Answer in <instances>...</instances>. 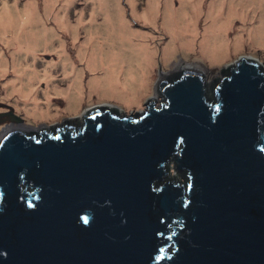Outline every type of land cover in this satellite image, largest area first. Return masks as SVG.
Masks as SVG:
<instances>
[{"label":"water","instance_id":"1","mask_svg":"<svg viewBox=\"0 0 264 264\" xmlns=\"http://www.w3.org/2000/svg\"><path fill=\"white\" fill-rule=\"evenodd\" d=\"M183 65L145 112L8 128L0 264H264V68Z\"/></svg>","mask_w":264,"mask_h":264},{"label":"rangeland","instance_id":"2","mask_svg":"<svg viewBox=\"0 0 264 264\" xmlns=\"http://www.w3.org/2000/svg\"><path fill=\"white\" fill-rule=\"evenodd\" d=\"M148 1L135 0L132 7L130 0H58L54 5H51V0H0V70H4V73L0 72V100L13 106L7 112H0L1 127L10 121L14 126L29 125L35 129L49 128L55 124L61 126L60 121L70 118L80 108H91L96 104H104L111 109L145 112L147 101L155 98L158 103L163 97L156 93L160 69L166 75L174 74L180 71L175 68L179 62L199 63L204 69H217L208 76L231 68L240 56L254 57L264 68V0H154L159 3L160 12L154 20L147 21L144 17L146 12L149 17L156 13L155 4L150 2L153 12ZM237 1L243 3L240 8L246 5L249 10L244 18L236 17L229 22L231 3ZM33 2L36 3V12H42V18H37L33 13L30 19L32 23L26 29L14 25L12 31L6 33L8 20L18 19V14H22ZM121 4L126 20H122L116 29L122 36L132 35L133 41L122 43L109 39L107 49L102 48L99 53L105 57L101 64L103 69L92 68L78 53L81 47L89 46L83 39L87 32H81L77 38L73 34L83 29L85 23L86 30L90 25L88 23H104L105 15L94 11L99 7L104 12L110 6L115 23L119 22L120 13L123 14ZM81 12L84 19L77 25ZM182 12L193 19V28L179 30L170 26L174 23V15ZM65 13L75 26H61L58 17ZM1 22L5 24L4 27ZM26 39L27 42L23 43ZM141 44H144L143 47ZM98 51L95 47L94 52ZM66 52L79 59L75 60V69L70 68L71 63L66 58L70 54ZM110 58L115 65L107 62ZM88 63H92L91 60ZM51 65H55V68L52 67L57 73L55 76L49 71ZM29 69L33 70L32 75ZM79 71L83 73L81 82L84 87L79 105L74 108L73 94L69 96L64 89L79 75ZM21 76H37L32 90L27 91L30 97L12 91L13 84L16 87L21 85ZM122 76L127 79L126 89L132 85L135 88V84L144 78L145 84L137 87L139 91L132 101L127 102L118 93H114L116 96L98 89L93 91V87H111L112 82L115 84ZM94 81L107 86L94 85ZM52 85L59 87L47 97L46 93ZM78 85H75L77 90ZM2 107L5 106L0 102V111H3ZM8 128L0 131V138Z\"/></svg>","mask_w":264,"mask_h":264},{"label":"bare ground","instance_id":"3","mask_svg":"<svg viewBox=\"0 0 264 264\" xmlns=\"http://www.w3.org/2000/svg\"><path fill=\"white\" fill-rule=\"evenodd\" d=\"M57 1L58 0H51V5H54ZM134 2H135V0H130V3L132 5V7H134ZM150 2L155 4L156 13L155 14L152 13L150 15V17H149L148 12H146L144 17H145V19H147V21L148 20H154V18L157 17V15L160 12V10L158 9V7L160 8L159 3L154 1V0H149L148 4H149V7L151 9H152V6H151ZM32 5H33V7H32ZM32 5L29 6L28 9H26L22 14L19 13L18 14L19 15L18 19H12L11 18V19L8 20V22H7L8 25L5 27V32L6 33L9 32V31H12V29L14 28V25H19V28L26 29L28 27V25L30 23H32V21L30 19H31V14H33V13H35L37 18H39V19L42 18V12L41 13L36 12V10H37V8L35 6L36 3L33 2ZM68 5H69V3H68ZM240 5H243V3L242 2H238V1L236 3H233V2L231 3L232 12L229 15L227 21H229V22L234 21L236 17H241V18L245 17L246 11L249 10V9L245 7L246 5L242 9V8H240ZM121 6H122L121 9H122L123 5L121 4ZM94 11L96 13H100V15H105L106 20L104 21V23H101V22L99 24L98 23H88L90 25L88 26L87 30L84 29V27L87 25L85 23L83 25V29L84 30L83 29H79L78 32H76L75 35L73 34V36H74V38H77L78 34H80L81 32H84V33L87 32L88 35H86V36L84 35L83 39H85V41L88 43L89 46L81 47L79 49V51H78L79 56L82 59H85L87 64L89 66L91 65L90 67H92V68L99 67V68L103 69V67H101V64L104 63L103 61L105 60V57H104V55L99 54V53H100V50L102 48L103 49H107V47L109 45V39L114 40V42L127 43L129 40L132 42L134 37L132 35H123L122 36V33L116 29V26H119L120 22L122 20H124V21L126 20L125 9L124 8H123V14L120 13V19L118 20L119 22H116V23H115L113 11L111 10L110 6H107L105 8L104 12L102 11V9L100 7H99V10L94 9ZM152 11L154 12V9H152ZM43 15H45V12H44ZM58 19L60 20L59 21L60 24L62 23L61 26L64 25L65 28H66V26H75L72 23L70 17L67 15V13H65L63 16H59ZM83 19H84V14L81 12L80 13V17L78 19V24L77 25L82 23ZM173 21H174V23H171L170 26H172L174 28L177 27L179 30H187V29L193 28L194 21H193V19H189L188 18V14L186 12H182L178 16L174 15ZM1 25H2V27H4L5 24L3 22H1ZM190 31H192V29ZM26 42H27V39L25 41H23V43H26ZM141 45L143 47L144 44H141ZM95 47H96V49L99 50L98 52H94L95 51ZM66 54H70L68 57H66L67 60L69 61V63H71L70 68L71 69H75V67H76L75 60L77 61L79 59H75L74 56L72 55V53H67L66 52ZM145 54H146V50H145ZM107 58H109V56H107ZM90 60H91L92 63H88ZM94 61H96V62H94ZM107 62L109 64L115 65L114 61L111 58ZM182 63H184V62H182ZM182 63L179 62L177 65H175V68H178V69L181 70L182 67L184 66ZM3 64H6V62H3ZM186 64H188V63H185V66H186ZM189 64H191V65H187V66H191V67H193L195 69L201 70L207 76L209 74H212V73L216 72V70H217V69H215V70L214 69H204L199 63H189ZM3 66L5 67V65H3ZM102 66H104V64ZM52 67L55 68V65H51V67L49 68V71L52 72L51 75L55 76V75H57V73L54 71L55 69H52ZM0 68H1V65H0ZM136 69H137V66H136ZM31 71H33V70L29 69L30 74H31ZM0 72L4 73V70L1 69ZM78 74H77L78 76H76L74 79H72L70 81L71 83L69 82V84L64 89V90H67V93H68L69 96H71L73 94V99L72 100H73L74 108H77L78 105H79L78 102H79V100H81L80 98H81V94L83 92V87H84L83 81L81 82V80H83V73H81L79 71ZM165 76H166V72L162 70V72L160 73V77H165ZM172 78H174V77H172ZM77 79H79V80H77ZM115 79H118V77H115ZM36 80H37V76H31V77H26V76L22 77L21 76V81H20L21 85L19 87H16V85L13 84L14 86H12V91H15V92H18V93H21V94L23 93V94H25V96L30 97L31 94H29L27 91H31L32 90L33 86L35 85L34 82ZM126 81H127L126 76H122V78L120 80H117L115 84L112 82L111 87L107 86L105 84H102V83L100 84V83L94 81L93 82L94 85L107 86L108 88L107 89H102V88L93 87L94 88L93 91H96V89H98V90H101L103 92H106V93H109V94H112V95H116V96H117V94H114V93H118V94H120L118 96L124 98L127 102H130V101L133 100L132 98L136 97L137 92L139 91V90H137V87L140 84H141V86L144 85L145 82H144V78H142L140 83L135 84V88L136 89L134 88L133 85L130 88L126 89V83H125ZM76 84H79L78 85V90H77V87L75 89V85ZM57 87H59V86L58 85H52L51 86V90H48V92L46 93V96L48 97L51 91H52L51 94H54V92L57 91ZM93 91H91V92H93ZM149 102H150V100L147 101L146 103L148 104ZM17 119H19V117H17ZM66 119L67 118H65L63 121H60V125L62 124L61 127L64 126V122H65ZM19 127L20 128H24V129L28 128L27 126H24V125H21ZM55 127L56 126H54L52 128L55 129Z\"/></svg>","mask_w":264,"mask_h":264},{"label":"flooded vegetation","instance_id":"4","mask_svg":"<svg viewBox=\"0 0 264 264\" xmlns=\"http://www.w3.org/2000/svg\"><path fill=\"white\" fill-rule=\"evenodd\" d=\"M172 79H173V78H172ZM0 102H2L3 106H5V107H2V110H3V111H0V112H7L8 109H12L11 107H13V106H12L11 104H9V103H4V102L1 101V100H0ZM6 105H7V107H6ZM7 126L12 127V126H13V121H10L9 123H6V124L3 125L2 127H1V125H0V131H1L2 129L7 128Z\"/></svg>","mask_w":264,"mask_h":264}]
</instances>
